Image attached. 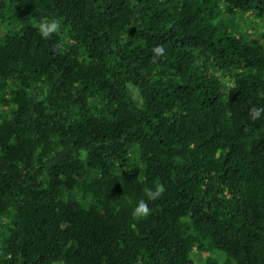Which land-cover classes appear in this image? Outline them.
<instances>
[{
	"label": "trees",
	"instance_id": "16d2710c",
	"mask_svg": "<svg viewBox=\"0 0 264 264\" xmlns=\"http://www.w3.org/2000/svg\"><path fill=\"white\" fill-rule=\"evenodd\" d=\"M243 13L264 0H0V264H264V31L221 21Z\"/></svg>",
	"mask_w": 264,
	"mask_h": 264
},
{
	"label": "rangeland",
	"instance_id": "374dc122",
	"mask_svg": "<svg viewBox=\"0 0 264 264\" xmlns=\"http://www.w3.org/2000/svg\"><path fill=\"white\" fill-rule=\"evenodd\" d=\"M221 21L224 22L229 29H235L242 32L247 37L253 38L260 32L264 31V18H256L252 13L238 14L234 19H228L227 17L221 16ZM13 29V24L7 20H1L0 18V39L3 35ZM129 95L136 101L139 102L140 98L137 90L134 86L126 85ZM13 90L12 84H7V87L2 90V95L8 101H11L9 96L10 92ZM0 94V96H1ZM11 111V106H2L0 103V116L7 117ZM72 197L79 199V194L73 193ZM189 259L192 264H206L208 260L215 261L216 264H221L225 260V254L220 251L211 252H200L197 249H193L189 254Z\"/></svg>",
	"mask_w": 264,
	"mask_h": 264
},
{
	"label": "clouds",
	"instance_id": "9594fccd",
	"mask_svg": "<svg viewBox=\"0 0 264 264\" xmlns=\"http://www.w3.org/2000/svg\"><path fill=\"white\" fill-rule=\"evenodd\" d=\"M34 27L40 38L47 40L53 34L58 33L60 29V23L55 18L42 17L38 22L34 24ZM163 48L161 46H156L152 49L154 57L160 56L163 53ZM264 113V108H255L250 110V118L255 120L258 119L261 114ZM164 191L163 186L156 184L154 188H146L144 190L145 199L138 200L135 206L131 210V216L134 219H142L150 214V209L146 201L156 200L161 193Z\"/></svg>",
	"mask_w": 264,
	"mask_h": 264
}]
</instances>
